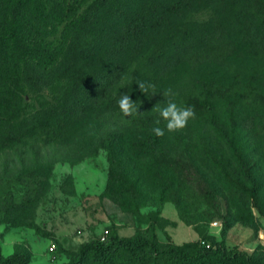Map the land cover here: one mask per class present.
Wrapping results in <instances>:
<instances>
[{"label":"rangeland","instance_id":"1","mask_svg":"<svg viewBox=\"0 0 264 264\" xmlns=\"http://www.w3.org/2000/svg\"><path fill=\"white\" fill-rule=\"evenodd\" d=\"M46 1L71 18L88 12L94 0ZM247 10L237 6L227 31L216 26V34L203 30L208 13L196 14L193 22L204 34L192 36L182 52L170 45L165 72L143 69L132 77L138 111L117 121L157 111L150 126L120 136L111 150L100 140L118 135V123L103 129L85 122L57 140L51 127L7 145L11 129L0 121L3 258L21 252L28 264H68L84 244L142 236L160 249L210 244L264 264V19ZM39 73L38 83L27 84L34 96L52 84ZM170 99L195 113L172 132L163 119L156 124ZM156 126L165 128L163 136L152 131ZM83 264L172 262L144 249L119 251L107 261L91 251Z\"/></svg>","mask_w":264,"mask_h":264},{"label":"trees","instance_id":"2","mask_svg":"<svg viewBox=\"0 0 264 264\" xmlns=\"http://www.w3.org/2000/svg\"><path fill=\"white\" fill-rule=\"evenodd\" d=\"M170 1L94 0L84 15L70 18L56 2L0 0V121L5 120L11 129L4 143L14 144L51 127L56 128V140L64 139L80 124L96 121L103 129L120 125L118 135L100 140L103 148L111 150L120 136L150 126L157 111L155 107L143 112L147 116L141 113L125 123L117 121L122 114L117 104L120 95L128 94L135 101L132 77L143 69L165 72L169 46L182 52L195 34H204V28L207 34H216V26L227 31L228 16L237 6L264 19V0H173L172 5ZM203 12L208 13V20L201 31L193 20ZM166 34L182 35L178 39ZM41 71L52 77V84L34 96L27 84L38 83ZM234 105L231 100L229 106L234 109ZM206 108L214 111L213 103L207 101ZM213 124L224 131L216 120ZM225 139L233 146L231 137L225 135ZM144 249L172 264H260L245 254L210 244L160 249L142 236L84 244L68 264H83L91 251L107 261L119 251ZM0 262L28 264L21 252L7 258L0 255Z\"/></svg>","mask_w":264,"mask_h":264},{"label":"clouds","instance_id":"3","mask_svg":"<svg viewBox=\"0 0 264 264\" xmlns=\"http://www.w3.org/2000/svg\"><path fill=\"white\" fill-rule=\"evenodd\" d=\"M139 88L145 93L147 89L143 82H137ZM164 96H167L168 93H163ZM119 110L125 114H134L138 111V106L136 101H133L128 94H121L117 100ZM195 115L191 106H179L174 100H168L166 106L159 109V117L156 119V124L159 125L160 120L165 121V128L169 131H175L178 129L184 128L188 121L193 118ZM165 128L156 126L152 131L157 136H163L165 134Z\"/></svg>","mask_w":264,"mask_h":264},{"label":"built area","instance_id":"4","mask_svg":"<svg viewBox=\"0 0 264 264\" xmlns=\"http://www.w3.org/2000/svg\"><path fill=\"white\" fill-rule=\"evenodd\" d=\"M217 224V223H216ZM209 247V246H208ZM50 251L51 252H54L55 251V249H56V245L53 243V244H51V246H50Z\"/></svg>","mask_w":264,"mask_h":264}]
</instances>
